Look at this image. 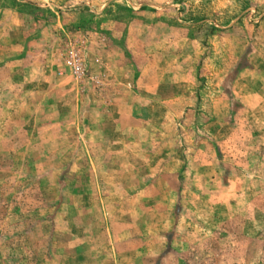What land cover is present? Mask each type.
<instances>
[{
    "label": "rangeland",
    "instance_id": "374dc122",
    "mask_svg": "<svg viewBox=\"0 0 264 264\" xmlns=\"http://www.w3.org/2000/svg\"><path fill=\"white\" fill-rule=\"evenodd\" d=\"M0 264H264V0H0Z\"/></svg>",
    "mask_w": 264,
    "mask_h": 264
},
{
    "label": "built area",
    "instance_id": "2783aa9c",
    "mask_svg": "<svg viewBox=\"0 0 264 264\" xmlns=\"http://www.w3.org/2000/svg\"><path fill=\"white\" fill-rule=\"evenodd\" d=\"M76 72V71H75Z\"/></svg>",
    "mask_w": 264,
    "mask_h": 264
}]
</instances>
